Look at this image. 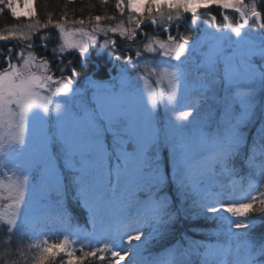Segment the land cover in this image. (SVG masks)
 <instances>
[{
  "label": "snow or ice",
  "instance_id": "1",
  "mask_svg": "<svg viewBox=\"0 0 264 264\" xmlns=\"http://www.w3.org/2000/svg\"><path fill=\"white\" fill-rule=\"evenodd\" d=\"M25 3L28 5L25 11L19 14L13 12L14 7L24 8ZM122 3L123 0H117L116 4V8L121 12L124 11ZM209 4L219 5L224 9L235 8L244 23L236 27L229 23L228 27L235 33V38L226 39L231 41L227 47H213L205 61L209 73H214L218 67H222L223 78L221 80L214 77L208 81L202 89L201 99L217 85H221L224 92L214 98L219 118L216 129H212L207 123L202 125L201 135L193 142V147L211 144L215 148L214 152L198 161L202 177L212 176L218 168L235 170V161L244 143L242 128L256 116L257 97L264 93V14L257 10L256 0H253L247 12L244 0H127V8L132 13L128 18L129 23L134 27L125 28L118 25L101 29L100 22L105 18L97 15L94 18L93 33L84 31V19L70 21V24L75 26L72 28L67 27L64 22L67 16L55 22L51 18L42 22L37 18L35 0H0V14L7 11L16 21H30L25 25L27 31L19 32V38L27 42L25 46L29 49L26 57L17 53L23 60V69L11 63V47L7 53L0 52L6 65L0 70V122L4 121L6 116L19 117L16 123L18 132L12 146V166L24 177L16 188L17 197L14 204L8 206L15 208L13 216L19 217L20 223L17 224L16 219L8 220L9 225L15 226V232L13 228H8L0 234L3 248H21L24 244L16 233L28 227L30 212L34 210L28 209L26 188H32L39 195L40 204L55 196V203L59 206L60 193L66 194L69 185L79 203L103 204L115 195L123 179L125 189L133 197L139 222L167 226L178 216L173 208L174 203L190 200L192 215L207 219V214H211L215 221L228 226V236L235 242V248L226 246L215 250L213 256L232 255L235 258L234 264H264V233L259 237L254 233L255 220L259 218L257 214H264V191L260 192L259 198L249 193L241 200H218L215 203L204 201L201 192L203 180H192L193 148L161 144L159 129L162 125L152 112L157 104L156 99L151 100V108L145 106L141 112L136 95L131 90L124 92L123 89L116 90L112 87L108 89L109 96L102 97L99 93L103 86L91 80L87 86H81V73L74 60H65L64 57L66 50H76L79 57L84 58L83 62H80L81 67H85L90 53L89 46L98 43L96 30L118 32L121 37L126 36L134 42L136 29L146 22L157 23L152 18L154 10L160 12L166 6L168 9H174L178 16L181 9L184 13H195L202 5ZM167 19L172 20L171 12ZM249 21H253L254 25L245 30ZM50 26L58 30L57 39L62 43L50 50L51 60L40 56L37 62L38 56L33 54L36 47L34 38L38 37L41 41L40 48L47 49L48 41L53 37L50 33L41 34V30H47ZM250 32L259 33L258 42L249 35ZM77 35L79 39L75 38ZM15 38V30L9 31L7 35L0 33V41ZM168 40L173 41V37L168 36ZM186 45L187 42L169 48L167 44L161 43L160 48L164 49V56L174 55L176 61H181ZM110 46V41L105 39L102 47L97 49L98 56H103ZM148 51L155 49L149 45ZM135 55L140 56V52L137 51ZM52 64L56 65L55 71L51 67ZM105 66L106 63H103L102 67ZM33 68H36L39 74L32 71ZM56 72L59 76L55 75ZM178 81L176 73H171L169 85L173 86ZM90 88L95 90L92 97L95 107L82 103L78 105L76 98L87 96ZM176 92L177 89L173 86L169 100L176 99V102L180 103L182 99L188 102L187 94L178 98ZM61 94L64 103H56L53 113L50 109V105L54 103L53 96ZM106 100L111 105L108 108L105 107ZM188 106L189 111H181L179 114L182 123H174L177 127L189 122L198 110L196 103H189ZM259 106L264 108V100L259 102ZM15 109H19V112L16 113ZM52 120L71 122L72 134L62 133L55 140L50 139L38 147L35 136L29 135L30 129L37 123L43 124ZM146 120L156 129L154 138L144 134ZM8 122L11 123V120ZM258 131L264 139V119H260ZM109 135L112 137L111 150L108 148ZM0 151L3 149L0 148ZM58 152L62 153V157L57 158ZM261 187H264V175L257 190ZM233 228L236 231H233ZM141 238V234H136L129 236V241H141ZM107 247L105 245L99 251L104 252ZM64 251L65 242L45 246L34 264H46L50 256L59 255ZM84 255L95 257L97 252H86ZM67 256L69 258L66 264H77V259L71 251L67 252ZM112 257L116 264H121L124 260L120 251H113ZM100 259L104 260V256H100ZM61 264L65 262L61 261ZM218 264H223V260Z\"/></svg>",
  "mask_w": 264,
  "mask_h": 264
},
{
  "label": "rangeland",
  "instance_id": "2",
  "mask_svg": "<svg viewBox=\"0 0 264 264\" xmlns=\"http://www.w3.org/2000/svg\"><path fill=\"white\" fill-rule=\"evenodd\" d=\"M253 4V0H244L245 9H249ZM210 5V4H209ZM207 5V6H209ZM202 5L197 9L195 13H184L183 10H180L179 15L181 17H176L177 13L174 9H168L166 6L160 10V12H155L153 14V19L157 23L153 24V30L156 32L158 30H163L166 34L165 38L157 37L156 35L148 38L145 51L148 53L146 56L127 60L124 65H118L115 68V74L107 81H96L90 78H84L81 81V86H87L88 81H95L96 84L102 85L101 91L99 93L102 97H108V89L114 87L116 90L123 89L124 92L131 90L137 99V105L141 112L144 111L145 106L151 108V100L156 99V107L152 109L153 115L156 120H158L162 127L159 129V137L161 144L172 146H188L193 148V161H192V180L197 182L203 180L201 186L202 199L206 202L215 203L216 201H234L241 200L245 197L246 194H251L252 196L260 197V192L264 191V187H259L262 175H264V142L257 144L249 153L250 166L249 176L252 181L255 183L253 188L248 189L243 195L239 194L237 190L231 188L230 180L235 176L237 169L239 168V162L245 153V143L247 137L249 136L252 129H258L260 125V119H264V108H260L259 102L264 100V93H262L258 100V107L256 109V116L247 123L246 126L242 128V134L244 136V143L241 146L240 154L235 161V170L227 171L223 169H217L216 172L210 176H201L200 167L198 161L201 157L210 155L215 151V148L211 144L204 145H195L193 147V142L201 135V126L204 124H210L212 129H216L218 123V113H217V104L215 103V96L224 92V89L221 85H217L211 92H208L204 99H201L203 93L202 89L205 88V85L208 81H211L214 77L223 78V69L218 67L214 73H209L205 61L208 56L204 59V53L206 50L210 49L211 45L210 40L212 39V34L210 28L207 26V21L199 17V13L203 8L207 7ZM28 5L25 3L24 8H13V12L20 13L27 9ZM121 7L124 9L122 12V17L116 23L101 28V29H110L112 27L122 26L125 28H132L134 25L129 23V17L132 15L130 10L127 8V0H123ZM243 7V6H241ZM235 9V8H234ZM248 11V10H247ZM171 12L173 17H176L177 24L182 22L185 14L191 16V24L198 28V32L195 33V38L192 43L186 45V51L181 58V61H176L173 56H164V49L160 48L161 43H165L169 48H174L177 44H182L175 41L174 36L172 35L171 25L175 20H168L167 16ZM161 13L163 15H161ZM239 20L241 24L244 23L243 18L238 13ZM30 21L22 20L17 34L19 35L20 31H27L25 25ZM176 22V21H175ZM250 22V21H249ZM69 28L75 27L71 25H66ZM51 27V26H50ZM47 30H41V34L56 32L55 41L56 47L62 43L61 40H58V30L51 27ZM95 26H83L84 31L93 33ZM138 32H141V28L136 29V36ZM219 34L229 35V29H219ZM161 33V32H160ZM95 34L97 35L98 43L96 45H90V49H99L102 47L105 39L110 41L111 47L115 46V40L121 39L124 41H131L126 36L121 37L119 33H112L110 31H99L96 30ZM136 36L134 38H136ZM168 36L173 37V41L168 40ZM79 39V35L75 37ZM133 38V39H134ZM151 46L155 51L149 52L148 46ZM207 48V49H206ZM109 48L106 52H108ZM75 51L73 49H68L65 51ZM24 57L28 53H23L22 49L19 51ZM78 53V52H77ZM16 58L20 56L16 55ZM39 58V57H38ZM39 62V59L38 61ZM259 63V61H257ZM16 64V63H14ZM17 65V64H16ZM18 67V66H17ZM21 69H23V60L21 59ZM129 70H133L129 74ZM32 71L37 72L36 68H33ZM176 73L179 77L178 83H174L173 86L176 87V95L178 98H182L185 94L189 97L188 102H185L181 99L180 103L176 102V99L169 100V95L173 91V86L169 85L170 74ZM39 74V72H37ZM59 76V74H56ZM55 87V85H53ZM253 87H258V85H253ZM94 89H89L87 96L77 97V104H84L89 107H95L92 103V97ZM48 95V93H44ZM60 96H53L54 103L50 105V109L55 112V104L61 103L64 101ZM189 103H196L198 105V110L194 113L193 117L190 118L189 122L184 123L183 126L177 127L174 123L179 124L182 121L179 118L181 111H189ZM111 105L108 101H105V107L108 108ZM15 107V106H14ZM15 112L18 113L19 109H15ZM18 115H13V117H5L4 121L0 122V148L3 151H0V218L6 222L10 219H16L17 223L20 222L19 217H14L13 212L15 211L14 207H8L13 205L17 197L16 188L23 180V175L18 169L12 166V161L14 156L12 155V146L15 144V136L18 132L16 123L18 121ZM11 120V123L8 121ZM72 124L71 122H57L52 120L50 122H45L43 124L37 123L33 128L30 129L29 135L35 136L37 146L48 141L55 140L62 133L71 135L72 134ZM117 131L119 128L117 127ZM156 129L154 125L146 120L144 134L149 138H154ZM108 148L111 150L112 137L108 136ZM55 151V148H54ZM164 155H167V150H165ZM62 157V153H57V158ZM4 165H7L5 167ZM171 187V185H170ZM235 189V188H234ZM26 196L28 199V209H34L30 212L29 217L33 215L40 214H52L55 215L57 212L63 210L66 206L62 203L63 194L60 193V203L59 206L55 203L57 197L53 196L51 200L43 201L39 203V195L36 194L32 188L25 189ZM178 208L189 218H196L192 215V210L189 205L191 201L180 202L177 201ZM245 202H247L245 200ZM89 205L93 208L92 221L94 232L98 233L101 231H108L110 233V240L113 241V244L116 246V251H120L124 256V260L121 264H142L140 255L136 252L134 246L131 244L132 240L129 241V236H133L135 232V226H130V222L127 224L128 229L122 231H115L114 226H122L125 221H134L137 219L136 207L133 200V197L125 189L124 182L122 179L121 187L116 191L115 195L107 202L103 204H98L96 202H90ZM219 207V205H217ZM36 209V210H35ZM41 210V211H37ZM226 215V214H221ZM208 219L214 220V217L211 214H207ZM215 221V220H214ZM219 224V227L227 232L228 226L222 224L219 221H216ZM119 226V227H120ZM97 231V232H96ZM233 231H236L233 228ZM242 231V230H241ZM83 237V236H81ZM94 237V235L92 236ZM235 248V242L229 237L227 246ZM224 264H234L235 258L232 255H225L223 258ZM163 264H186V259L181 257L179 261L167 262Z\"/></svg>",
  "mask_w": 264,
  "mask_h": 264
},
{
  "label": "trees",
  "instance_id": "3",
  "mask_svg": "<svg viewBox=\"0 0 264 264\" xmlns=\"http://www.w3.org/2000/svg\"><path fill=\"white\" fill-rule=\"evenodd\" d=\"M116 4L117 0H35L37 18L41 19L42 22L48 18L55 22L61 17L67 16V20L64 21L66 25H71L70 21L72 20L84 19V26H95L94 18L99 15L105 18L100 22V28L110 26L120 20L122 12L116 8ZM256 5L257 10L264 14V0H256ZM200 11L199 17L207 21V26L213 35L209 43L211 47L204 53L205 59L206 56L211 54L213 47L217 45L227 47L231 43L226 39L228 37L234 39L235 33L231 31L228 25L231 23L233 27H236L241 24V20H239L238 12L234 8L224 9L219 5L210 4ZM245 12H247L246 9ZM191 16L187 14L179 24H177L175 18L181 16H172V19L176 21L171 25L172 35L176 42L182 44L193 42L198 28L191 24ZM21 21L14 20L7 11L3 12L0 14V33L7 35L9 31L20 30ZM253 25L254 22L250 21L245 26V30L253 27ZM223 28L229 29V35L219 34L218 30ZM55 35L56 32H51L53 38L48 41L47 49L40 48L41 41L38 37L34 38L33 43L36 47L33 54L38 57L45 56L51 60L52 53L50 50L56 47ZM154 35L162 38L166 37L164 32L156 33L153 30V24L146 22L145 25L141 26V32H138L134 42L133 40H115V46H110L108 52H105L103 56H98L96 49H90L85 67L80 65L84 58L79 57L75 51L64 53V57L65 60H74L75 66L81 73V81L84 78L100 82L107 81L115 74V68L118 65H124L127 60L146 56L148 54L145 51L147 40ZM249 35L258 42V32H250ZM217 39L222 40L218 41ZM26 43L17 34L15 39L0 41V52L7 53L8 48L11 47L13 49L11 63H16L18 67L22 68L21 58H16V55L21 49L23 53H28L29 49L26 48ZM137 51L140 52V56L135 55ZM116 57H119V59L117 60ZM103 63H106L105 67H102ZM5 67L3 55H0V70ZM51 67L55 71L56 65L52 64ZM131 72L133 70H129L128 73L131 74ZM56 74L59 73L56 72ZM259 142L263 143L264 139L261 138L258 129H252L247 137L245 153L239 162V168L230 180L231 188L237 190L241 195L255 186L248 175L250 166L248 155ZM62 201L66 207L55 215L38 214L29 217L28 227L16 233L24 241L21 248L13 246L5 249L2 246L3 241L0 240V264H34L45 246H51L54 243L60 244L61 242H65V251L59 255L50 256L46 264H61V261L66 264L69 258L67 256L68 251L73 253V257L77 259V264H116L115 259L112 257V252L116 251V246L110 240V233L107 230L105 232H94L93 222H91L93 208L89 204L79 203L76 200L71 185H69L67 193L63 194ZM177 203V201L174 203L173 208L178 216L167 226L144 224L139 222L137 218L134 221H125L122 226L119 225L120 227L114 226V230L119 229L118 231H120L121 229L124 231L128 229L127 224L129 222L130 226H135L133 236L141 234L142 238L141 241L132 240L131 244L140 255L142 264L175 262L176 260L179 261L181 257L186 259V264H218L225 255L222 257L213 256L212 253L227 246L228 233L223 231L214 220L200 217L189 218L178 208ZM257 206L259 205L257 204ZM257 216L259 218L255 220L254 233L259 237L261 233H264V214H257ZM8 228H13L15 232L14 225H9L8 222L0 218V234ZM93 235L94 237H92ZM105 245L108 246L107 250L100 252L99 249L104 248ZM92 251L97 252L95 257L84 255L86 252ZM100 256H104V260H101Z\"/></svg>",
  "mask_w": 264,
  "mask_h": 264
},
{
  "label": "water",
  "instance_id": "4",
  "mask_svg": "<svg viewBox=\"0 0 264 264\" xmlns=\"http://www.w3.org/2000/svg\"><path fill=\"white\" fill-rule=\"evenodd\" d=\"M187 14H185L184 16H186ZM163 30H158V31H156L157 33H160V32H162Z\"/></svg>",
  "mask_w": 264,
  "mask_h": 264
}]
</instances>
